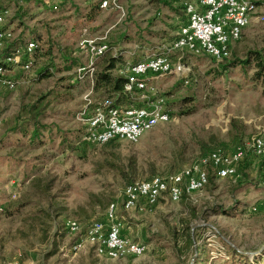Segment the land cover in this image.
Here are the masks:
<instances>
[{
  "label": "rangeland",
  "instance_id": "374dc122",
  "mask_svg": "<svg viewBox=\"0 0 264 264\" xmlns=\"http://www.w3.org/2000/svg\"><path fill=\"white\" fill-rule=\"evenodd\" d=\"M40 1L16 2L21 8L9 20L14 39L46 38L49 31L53 47L48 50L36 37L33 71H17L15 90L0 93V264H264V163L251 151L252 138L264 125V83L253 78L262 69L260 59L264 62V22L246 27L222 62L186 56L194 64L189 83L174 75L154 81L169 97L171 121L137 143L117 140L91 147L78 145L82 126L76 113L84 94L93 88L96 99L114 96L95 90L99 74L113 64L110 72L119 76L125 60H140L172 41L179 22L186 20V0H120L122 19L110 8L89 18L91 5L102 0H56L62 3L58 11L40 9ZM84 28L92 36L107 32L113 48L97 59L92 77L79 81L77 68L87 59L75 53ZM45 67L51 71L39 76ZM37 124L46 127L31 141ZM237 148L246 151L239 177L211 175L202 190L180 201L161 199L142 213L123 209L130 182L173 174L210 152ZM113 201L123 234L149 250L110 259L87 243L70 252L85 226L103 220ZM67 218L81 223L79 233L67 232ZM198 226L205 228L198 231Z\"/></svg>",
  "mask_w": 264,
  "mask_h": 264
},
{
  "label": "built area",
  "instance_id": "2783aa9c",
  "mask_svg": "<svg viewBox=\"0 0 264 264\" xmlns=\"http://www.w3.org/2000/svg\"><path fill=\"white\" fill-rule=\"evenodd\" d=\"M16 2L24 3L25 0H9L0 10V93L15 90L19 78L17 71L28 74L35 66V40L17 47L12 54L4 53L14 39L9 20L17 10ZM40 2L51 11L59 10V3L55 0ZM100 6L120 11L121 19L125 16L120 0H102ZM258 7L253 0L184 1L186 20L179 24L173 40L163 43L140 60L127 59L121 64L119 73L125 77V82L120 92L100 99L94 97L93 88L84 94V105L76 113V120L82 126L78 145L98 147L117 140L137 143L145 133L171 121L169 97L156 88L154 81L165 75H174L185 84L189 83L194 64L186 60L188 55H207L217 62L229 58L232 46L241 40L244 29L253 22H264V14L258 11ZM112 48L107 32L92 36L84 28L75 54L84 56L87 62L77 68L75 78L82 81L92 77L97 59ZM130 55L133 56L134 52ZM124 98L130 102L125 104ZM251 151L264 163V125L253 136ZM245 158L246 151L241 148L227 153L215 150L179 172L133 181L123 192V209L142 213L155 207L161 199L180 201L184 196L202 190L211 175L221 179L237 178L239 166ZM260 185L264 187V170ZM64 228L70 234H77L82 225L77 219L67 218ZM122 232L118 203L113 201L105 218L87 224L83 235L71 244L69 251L76 253L89 243L99 256L123 259L141 256L149 250L148 244L131 240Z\"/></svg>",
  "mask_w": 264,
  "mask_h": 264
},
{
  "label": "trees",
  "instance_id": "16d2710c",
  "mask_svg": "<svg viewBox=\"0 0 264 264\" xmlns=\"http://www.w3.org/2000/svg\"><path fill=\"white\" fill-rule=\"evenodd\" d=\"M154 1L155 0H152V2H154ZM159 1H161V0H159ZM7 2H8V0H0V10L4 8V6L6 5ZM25 2H26V0H25ZM100 5L101 4H99L98 6L91 5V7L89 9L90 12L88 13V17L89 18L93 19V18H95L96 16L99 15V13L101 11V6ZM19 8H21V7L18 6L16 13L18 12ZM75 8L77 9L76 6H75ZM183 14H184V12H183ZM46 36H47L46 38H43V36H41V34H38V35L34 36L33 38H31V40H35L37 42L38 40H36V37L38 39H41V42L42 43H45L46 45H48V47H49L48 50H50L51 47H53V45H52L53 44V40H51V36L49 35V31H48V34ZM26 42L27 41H24L21 38L18 39V40L13 39L9 43V45L4 49V53L6 55L12 54V53H14L16 51L17 47L23 46ZM38 43H37V48L34 51V55L36 54L37 50L39 49V44ZM113 57L114 58H118V57H116V55L113 56ZM111 63H112V61L109 62L110 65H111ZM243 63L244 64H248V62H243ZM258 67H261L263 70L262 69L261 70H257L253 74V78L256 81H260V82H263L264 83V62H263L262 59H260V62L258 63ZM112 68H113V64L111 66H108L107 68L105 67L103 69V72H101L99 74L100 75V78L97 79L96 84H95V90L96 91L102 90L105 93H109V94H112L113 93L114 94V93L120 92L123 89V85H124V82H125V77L124 76H121V75H119V76H113L111 74V72H110ZM50 71H51V68L50 67L42 68L41 71L39 72L40 73L39 76H42V75H44V74H46V73H48ZM44 127H46V126H43V125L41 126L40 124H37V125H35L33 127L32 132L29 134V138L31 139V141H36L37 139H39L41 137L42 129ZM24 129L25 128H17L16 131L21 132L22 135L25 137L28 134V131L27 130L25 131ZM112 142L113 141H110L107 144H110ZM210 179H211V177H210ZM203 228H205V227L204 226H198V231L200 229H203ZM188 239L191 242H193V236H192V233L191 232H189V234H188Z\"/></svg>",
  "mask_w": 264,
  "mask_h": 264
},
{
  "label": "crops",
  "instance_id": "0c3cea01",
  "mask_svg": "<svg viewBox=\"0 0 264 264\" xmlns=\"http://www.w3.org/2000/svg\"><path fill=\"white\" fill-rule=\"evenodd\" d=\"M8 1H9V0H8ZM55 1H56V0H55ZM253 1H255V2L259 5V7H258L259 11L264 12V0H253ZM7 3H8V2H7ZM7 3H6V4H7ZM39 4H40V6H41L40 9H41V8H44V9L47 8V9L49 10V8L46 7V6H44L41 2H39ZM59 9H62V3H61V2L59 3ZM15 13H16V12H15ZM179 24H180V22H179ZM179 24H178V26H177V28H176V31H177L178 28H179ZM245 29H246V28H245ZM245 29H244V30H245ZM176 31H175V33H176ZM236 43H237V42H236ZM236 43H235V44H236ZM235 44H234V45H235ZM234 45H233V46H234ZM136 212H137V211H136ZM138 213H139V212H138ZM122 233H124V231H123Z\"/></svg>",
  "mask_w": 264,
  "mask_h": 264
}]
</instances>
